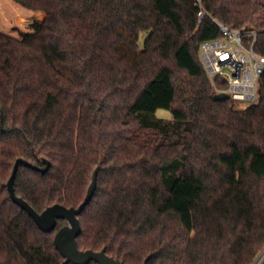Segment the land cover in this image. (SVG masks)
Segmentation results:
<instances>
[{
    "label": "trees",
    "instance_id": "obj_1",
    "mask_svg": "<svg viewBox=\"0 0 264 264\" xmlns=\"http://www.w3.org/2000/svg\"><path fill=\"white\" fill-rule=\"evenodd\" d=\"M13 1L45 17L0 31V264H66L54 238L67 222L45 232L10 198L19 158L16 194L40 213L78 207L96 173L82 250L251 264L264 246V73L257 103L217 100L199 49L221 36L217 19L245 42L257 31L264 54V0H204L200 24L195 0ZM156 86L176 118L137 107Z\"/></svg>",
    "mask_w": 264,
    "mask_h": 264
},
{
    "label": "built area",
    "instance_id": "obj_2",
    "mask_svg": "<svg viewBox=\"0 0 264 264\" xmlns=\"http://www.w3.org/2000/svg\"><path fill=\"white\" fill-rule=\"evenodd\" d=\"M198 7V23L209 15L204 0H195ZM221 36L203 41L199 58L204 70L212 81L216 93L226 92L229 97L240 103L259 101L260 79L264 73V54L255 50L257 31H250L248 42L243 39V31L233 28L217 19ZM218 81L225 84L217 86ZM251 264H264V246Z\"/></svg>",
    "mask_w": 264,
    "mask_h": 264
},
{
    "label": "water",
    "instance_id": "obj_3",
    "mask_svg": "<svg viewBox=\"0 0 264 264\" xmlns=\"http://www.w3.org/2000/svg\"><path fill=\"white\" fill-rule=\"evenodd\" d=\"M226 92L215 93L217 100L227 98ZM23 163L28 165L24 159H17L12 174L7 182L10 198L14 203L22 207L36 222L40 229L45 232H51L56 229L59 220L67 222L66 225L58 229L55 234L54 244L66 264H124L113 256L107 254L105 249L95 251L92 249L82 250L78 246L77 237L82 231L79 215L90 203L97 188V175H93L91 184L88 188L84 201L78 207H66L61 204H54L47 207L41 213L36 211L28 201L18 196L15 191V179L19 165ZM144 264H147L146 261Z\"/></svg>",
    "mask_w": 264,
    "mask_h": 264
},
{
    "label": "rangeland",
    "instance_id": "obj_4",
    "mask_svg": "<svg viewBox=\"0 0 264 264\" xmlns=\"http://www.w3.org/2000/svg\"><path fill=\"white\" fill-rule=\"evenodd\" d=\"M44 17L45 13L43 11L26 9L13 0H0V31L3 33L19 37L18 31H29L30 23L34 18L43 19ZM171 92V89L167 86H156L151 93L142 98L137 107L139 109L148 108L160 117L176 118V115L167 109L172 99ZM239 105L245 106L246 103H239Z\"/></svg>",
    "mask_w": 264,
    "mask_h": 264
}]
</instances>
